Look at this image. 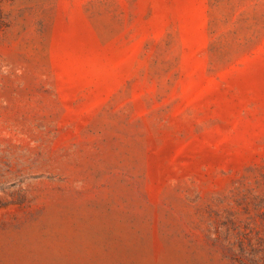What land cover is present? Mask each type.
I'll return each mask as SVG.
<instances>
[{"label":"rangeland","instance_id":"rangeland-1","mask_svg":"<svg viewBox=\"0 0 264 264\" xmlns=\"http://www.w3.org/2000/svg\"><path fill=\"white\" fill-rule=\"evenodd\" d=\"M0 264H264V0H0Z\"/></svg>","mask_w":264,"mask_h":264}]
</instances>
